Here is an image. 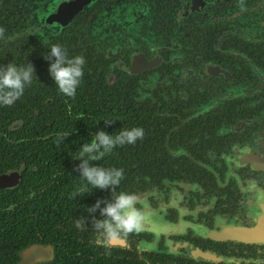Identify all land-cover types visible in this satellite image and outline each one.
Segmentation results:
<instances>
[{
	"label": "flooded vegetation",
	"instance_id": "af4514ba",
	"mask_svg": "<svg viewBox=\"0 0 264 264\" xmlns=\"http://www.w3.org/2000/svg\"><path fill=\"white\" fill-rule=\"evenodd\" d=\"M51 43L85 58L74 97L48 74ZM9 61L34 66L22 97L40 90L60 108L41 121L74 122L73 136L87 139L144 129L92 163L123 167L117 191L136 192L150 215L143 231L105 248L86 207L108 189L71 212L30 211L29 191L26 211L12 214L24 227L12 235L14 264L31 246L44 249L35 264H264V0H0V64ZM11 107L10 125H20L19 101ZM77 149L56 151L60 167L79 163ZM23 168L0 172L20 170L11 189Z\"/></svg>",
	"mask_w": 264,
	"mask_h": 264
},
{
	"label": "clouds",
	"instance_id": "9594fccd",
	"mask_svg": "<svg viewBox=\"0 0 264 264\" xmlns=\"http://www.w3.org/2000/svg\"><path fill=\"white\" fill-rule=\"evenodd\" d=\"M42 56L48 61L47 71L57 90L66 97H74L84 75V56L70 55L60 43L49 44ZM34 76L36 77L35 69L30 61L0 64V107H10L19 101L25 89L32 84ZM104 122L106 125L112 123L108 120ZM69 133H58V142H64ZM144 134V129L136 125L120 127L111 134L97 130L90 140L81 143L72 156L79 161L74 169L79 175L78 183L69 193L70 198L88 193L89 188L108 189L110 192V198H98L91 206L86 207L95 233L93 242L97 245L108 248L113 240L126 239L130 234L143 231L150 220L148 205L138 201L136 192L117 191L124 178L123 167L92 163L102 161L118 147L136 144L143 139ZM97 210L99 217L103 218L95 215ZM85 223L83 218L75 220L77 228Z\"/></svg>",
	"mask_w": 264,
	"mask_h": 264
},
{
	"label": "trees",
	"instance_id": "16d2710c",
	"mask_svg": "<svg viewBox=\"0 0 264 264\" xmlns=\"http://www.w3.org/2000/svg\"><path fill=\"white\" fill-rule=\"evenodd\" d=\"M37 94L35 97L30 95L27 99H19L16 115L22 119V123L15 130L10 129L13 108L0 107V172L7 167H18L20 163L24 165L19 184L14 189L0 190V264H14L17 257L16 250L20 246L13 245L12 235L15 229L22 233L24 227L21 224L12 225V214L26 211L25 199L29 191L33 194L29 210L36 212H71L77 206L78 210H83V198L92 194V189L89 188L86 194L69 197L76 185L74 181L78 180L79 174L74 170L76 162L74 167H60L61 155L56 152L62 148L77 149L79 140L86 142L90 139L73 136L77 130L74 122L41 121L43 117L58 116L60 108L53 105L55 102L45 103L48 95H43L40 90ZM35 99L42 104L37 109H27L33 105ZM61 132H70V136L64 138L63 144L58 142L57 137ZM13 156L16 159L10 160L9 157ZM111 157L115 163L114 155Z\"/></svg>",
	"mask_w": 264,
	"mask_h": 264
},
{
	"label": "water",
	"instance_id": "95a60500",
	"mask_svg": "<svg viewBox=\"0 0 264 264\" xmlns=\"http://www.w3.org/2000/svg\"><path fill=\"white\" fill-rule=\"evenodd\" d=\"M18 125V123L11 124L10 128L15 129ZM19 172L20 170L18 169H10L4 174H0V189L13 188V186H15L20 179ZM42 255H44V249L41 247H28L19 253V257L21 258V262L19 264H35L36 260L38 261Z\"/></svg>",
	"mask_w": 264,
	"mask_h": 264
}]
</instances>
